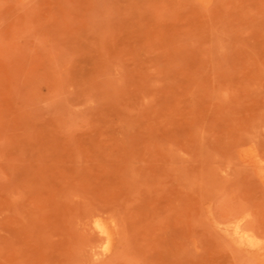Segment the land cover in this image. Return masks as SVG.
Returning a JSON list of instances; mask_svg holds the SVG:
<instances>
[{"label": "rangeland", "instance_id": "1", "mask_svg": "<svg viewBox=\"0 0 264 264\" xmlns=\"http://www.w3.org/2000/svg\"><path fill=\"white\" fill-rule=\"evenodd\" d=\"M0 264H264V0H0Z\"/></svg>", "mask_w": 264, "mask_h": 264}, {"label": "bare ground", "instance_id": "2", "mask_svg": "<svg viewBox=\"0 0 264 264\" xmlns=\"http://www.w3.org/2000/svg\"><path fill=\"white\" fill-rule=\"evenodd\" d=\"M95 225L98 228V230L100 231V233H102L105 236V238L107 240V242L105 244V248H108L110 245V239L111 238H110V234H109L107 227L104 224H102L101 222H96Z\"/></svg>", "mask_w": 264, "mask_h": 264}]
</instances>
